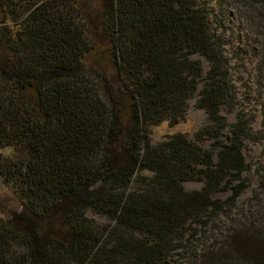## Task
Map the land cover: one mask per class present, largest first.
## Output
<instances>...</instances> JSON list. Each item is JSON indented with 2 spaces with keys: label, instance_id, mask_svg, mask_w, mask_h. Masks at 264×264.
Masks as SVG:
<instances>
[{
  "label": "trees",
  "instance_id": "obj_1",
  "mask_svg": "<svg viewBox=\"0 0 264 264\" xmlns=\"http://www.w3.org/2000/svg\"><path fill=\"white\" fill-rule=\"evenodd\" d=\"M90 24L108 42L111 71L85 60ZM198 84L209 124L197 137L214 139L216 160L183 133L150 137L151 125L183 117ZM232 99L197 0H0V179L21 205L0 217V264H175L196 226L245 187L243 119L219 138V107ZM191 179L201 188L185 189ZM220 189L227 200L212 197ZM231 243L264 264V237Z\"/></svg>",
  "mask_w": 264,
  "mask_h": 264
},
{
  "label": "rangeland",
  "instance_id": "obj_2",
  "mask_svg": "<svg viewBox=\"0 0 264 264\" xmlns=\"http://www.w3.org/2000/svg\"><path fill=\"white\" fill-rule=\"evenodd\" d=\"M207 14L210 30L219 42L226 58L232 104H222L219 113L226 126L219 138L226 142L231 135L230 125L242 118L248 136L242 137V154L246 169L241 176L245 187L233 203L226 205L217 218L205 227L196 226L197 233L187 250H178L175 264H248L235 252L231 237L234 234H259L264 237V189L259 187L264 176V0H197ZM94 6L93 3H90ZM92 47L86 55L87 64L103 65L111 71L109 45L99 33L97 25H89ZM194 58H200L193 55ZM202 61L203 71L208 68ZM197 90L188 98L183 117L171 125L167 120L150 126L152 143L180 132L191 141L212 152L217 159V147L209 136L197 137V132L209 124L205 111L196 106ZM148 173V172H144ZM187 190L199 189L200 180L182 182ZM231 192L220 189L212 197L227 200ZM18 198L0 179V217L8 218L20 210ZM87 216L98 224L107 223L104 215L87 211ZM232 245V246H231ZM192 251V252H191Z\"/></svg>",
  "mask_w": 264,
  "mask_h": 264
}]
</instances>
